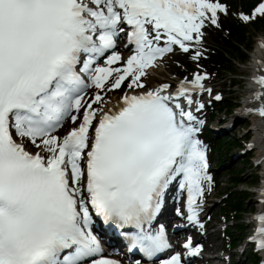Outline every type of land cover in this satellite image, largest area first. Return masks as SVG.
I'll list each match as a JSON object with an SVG mask.
<instances>
[{"label":"snow or ice","instance_id":"1","mask_svg":"<svg viewBox=\"0 0 264 264\" xmlns=\"http://www.w3.org/2000/svg\"><path fill=\"white\" fill-rule=\"evenodd\" d=\"M218 11L227 12L219 0H0V264H120L104 254L97 220L144 264L200 254L189 237L183 254L161 259L173 245L160 217L174 193L176 215L204 227L213 177L195 113L205 108L199 94L212 95L208 74L155 88L142 77L166 53L199 44L206 21L219 27ZM257 14L264 2L241 18ZM120 41L131 54L113 67ZM125 80L131 91L105 111L104 92ZM256 82L261 103L247 111L264 117V76ZM257 219L250 239L264 249Z\"/></svg>","mask_w":264,"mask_h":264},{"label":"rangeland","instance_id":"2","mask_svg":"<svg viewBox=\"0 0 264 264\" xmlns=\"http://www.w3.org/2000/svg\"><path fill=\"white\" fill-rule=\"evenodd\" d=\"M229 2H238V3H243L245 1H249V0H228ZM259 34H264V32L261 33H257L255 38H258ZM254 38V47L253 50L251 51V54L255 51L256 48V40ZM249 56V61L246 64H242V65H237L235 71H237L240 74V77H243L244 74L247 75L249 73L250 70V65H251V60H250ZM240 79V78H239ZM242 82V81H241ZM243 86V87H241ZM246 88V83H241L240 87L236 86L235 88H233L234 91H231L230 93H228V91L226 90V93L228 94V101L232 102L231 100H229L231 97H233V99L237 98L236 100H240L238 97L241 96L240 94H243V91ZM237 101H233V103H236ZM239 110H234L233 111V115H235L236 113H238ZM219 117V116H218ZM223 117V113L220 115V119ZM219 118H217V120L215 121L214 125L218 122ZM247 120V123H246ZM252 121L248 118H242V119H237L235 124V127H232L229 129V132H227V136L231 137V136H236V139L239 141H243V137L246 133L249 132L250 136H252L254 133L252 132L251 128H252ZM223 136V135H222ZM221 135H219V138H222ZM253 139V137H252ZM242 148L241 147H235L234 151L235 153H239L240 150ZM232 152V157L230 160L227 161V164L225 166V169L221 170L218 173V176L221 178V180L223 181L220 184V190L223 192L228 191L229 187H230V182H229V176L230 173L227 171L228 167H232L234 165V167L237 170H242V173L239 174V179L241 180V184L239 187H237V190L243 188V187H248V198L245 201V213H244V218H250L251 214L254 213L256 211V202L252 203V200L256 199V193L252 192L253 188H250L249 185H252L253 182L258 178L259 180V173L261 169H256L255 167H253V165L251 166V163L253 164L252 161H250L249 163H247L245 160L248 159L245 155V157L239 158V159H235L233 158L235 156V153ZM255 154H257V151L255 150L254 152H252V156H254ZM233 190V189H232ZM214 213L216 215L217 220L220 219V212H221V202L217 201L215 202L214 205ZM245 222V221H244ZM220 224V223H219ZM247 229V227H246ZM248 233V230H246V235ZM218 238L220 239V232L217 234ZM220 243V242H219ZM244 243V240H243ZM223 243H221L220 245H222ZM247 254H249V252L245 253L242 257H239L238 261H240V264H249L251 261H247L246 257Z\"/></svg>","mask_w":264,"mask_h":264},{"label":"bare ground","instance_id":"3","mask_svg":"<svg viewBox=\"0 0 264 264\" xmlns=\"http://www.w3.org/2000/svg\"><path fill=\"white\" fill-rule=\"evenodd\" d=\"M264 37L261 38L259 47L257 48L255 54H254V64H253V69L257 72L260 73L262 70H264ZM256 77H253L252 83L255 81ZM257 90V86L254 87V90L251 92L250 98H255V93ZM254 100V99H253ZM249 107H255V103L252 102ZM253 129L256 130V136H255V144L257 145V148H259L258 155L260 158L264 157V120L260 117L258 118L257 115L254 116V121H253ZM264 161V158H263ZM264 164V162H263ZM257 200H252V203ZM234 254V253H232ZM217 259H222V257H214L212 261H217ZM264 263V262H263Z\"/></svg>","mask_w":264,"mask_h":264},{"label":"trees","instance_id":"4","mask_svg":"<svg viewBox=\"0 0 264 264\" xmlns=\"http://www.w3.org/2000/svg\"><path fill=\"white\" fill-rule=\"evenodd\" d=\"M238 35H239L240 37H242V40H245V41L248 40V37H245V35H244V30H239V31H238ZM250 43H251V40H250Z\"/></svg>","mask_w":264,"mask_h":264}]
</instances>
